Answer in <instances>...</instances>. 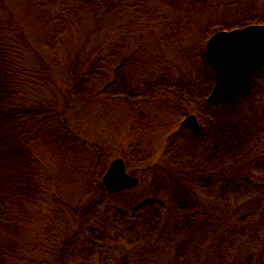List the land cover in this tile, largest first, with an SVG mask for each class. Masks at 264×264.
I'll return each instance as SVG.
<instances>
[{"label":"trees","instance_id":"16d2710c","mask_svg":"<svg viewBox=\"0 0 264 264\" xmlns=\"http://www.w3.org/2000/svg\"><path fill=\"white\" fill-rule=\"evenodd\" d=\"M130 1L0 0V228L1 233H6L1 237L5 249L0 264L9 259L18 264L19 260L9 215L20 213L32 221L31 213L38 201L39 207H47L42 212L45 217L42 233L48 234L53 228L55 217L59 228L66 231L61 253L70 250V242L89 259L96 248L115 247L109 226L114 230L123 226L126 230L141 228L150 236L161 232L175 241L181 240L183 245L177 247L179 255H183L180 259L190 264H264V185L251 179L254 174L264 180V170L258 173L250 170L251 175L245 178L238 164L245 158L250 163L264 140V104L257 102L260 89L257 79L263 67L256 72L244 95L209 103L207 97L213 89L215 73L206 57L207 41L215 32L264 23V3L223 0L220 2L225 6L223 11L211 14L205 8L199 14V44L189 53L194 59V69H186L187 66L175 69L170 63L162 65L156 60L160 70L147 77L139 68L149 63V52L146 49L142 52V47H131L137 46L142 33H136L135 27L125 31V16L132 20L130 24L135 23L130 8L135 9L136 5L129 4ZM209 1L156 0L152 11L157 12V7L165 4L180 14L190 15L198 3L207 7ZM105 27L106 37L93 50H86L96 36L103 34ZM74 39L78 42L75 48L71 45ZM61 51H73L77 59L61 67L62 64H57V54ZM29 61L30 65L34 61L44 66L45 72L28 69ZM60 67L69 71L62 76L63 85L54 84L59 93L45 96L53 81L50 71ZM195 69L201 74L199 81L193 77ZM201 77L206 80L201 81ZM68 110L74 112L78 132L64 117ZM192 113L199 120L198 131L181 124ZM133 114L136 119H125ZM208 119L216 137L214 145L209 147L201 143L203 123ZM106 134L113 142L123 140L119 156H141V173L133 172H138L136 175L143 182L147 174L160 171L162 162L167 160L166 167L160 171L164 173H158L152 188H148L155 195L133 207L107 206L103 216H111L114 222L110 223L101 219V209L97 208L101 203L96 202L121 193L108 194L102 183L117 150L108 143L101 147L94 141ZM128 163L130 167L133 164L130 159ZM52 166L56 172L47 170ZM73 173L77 175V183H84L78 176L86 173V189H89V194L85 198L81 196L78 202L79 195L75 191L65 193L62 185L63 181L70 182ZM43 176L45 182L41 180ZM169 184L171 203L166 205L162 191ZM196 190L222 195L225 201L232 193H241L240 206L246 208L244 216L236 221L229 219L228 226L217 220L209 232L211 241L203 261L195 257L199 249L192 248L194 241L181 239L183 232L191 233L196 215L202 214L200 202L192 198L189 205L184 200L191 198ZM23 202H27L28 209ZM170 205L174 209L167 210L169 217L164 220L161 211ZM238 212L235 210L233 216H238ZM97 215V221L91 224ZM180 216L185 217L183 224ZM171 223L179 226L172 230ZM207 224L202 230L207 231ZM256 237L262 241L260 245ZM195 244L200 243L195 241ZM101 253L104 257L113 255ZM59 258V264H65L61 254ZM114 264L131 263L124 258Z\"/></svg>","mask_w":264,"mask_h":264},{"label":"rangeland","instance_id":"374dc122","mask_svg":"<svg viewBox=\"0 0 264 264\" xmlns=\"http://www.w3.org/2000/svg\"><path fill=\"white\" fill-rule=\"evenodd\" d=\"M135 1V2H134ZM221 1L223 0H210L207 7L205 3L201 6V4H197L196 9L194 10V13L191 12L189 15L188 13L184 12L183 14L178 13L176 9L172 8L171 6L163 4L162 7H157V12L152 11V8L155 6L156 0H131L129 4L136 5L134 6L137 12L133 7L130 8V10L135 15L133 19L135 20L134 24H130L132 20L129 21V18L125 16V31L131 30V28L135 27L136 33L137 31H140L142 33L141 38H137V46H131L133 49H139L142 47L141 51L143 52L144 49L149 52L147 55L150 58L149 63L146 67H140V72L147 74V77L150 76L152 73L159 71L160 69H157L159 67V62H161L162 65H167V63H170L169 65L176 66L175 69H178V67L184 68V66H187L186 69L193 68V61L194 59L189 55L191 50L194 47H197L199 44V35H200V25L201 22L199 21V14L202 12L208 11L209 14L223 11L222 9L225 7L221 5ZM260 3H264V0H259ZM120 22V21H119ZM120 24V23H119ZM264 23H255L252 25H260ZM106 27L103 32V34L96 36V39L92 40L90 45L86 48L93 50L95 46H98L99 40H102L106 37ZM221 31H230V30H221ZM112 34V33H111ZM79 35L77 34L76 37ZM75 37V38H76ZM79 38V37H78ZM77 38V39H78ZM77 39H74V41L71 43V45L75 48V45L78 43ZM132 38L130 39V41ZM129 41V42H130ZM69 42V41H68ZM102 42V41H101ZM73 49V48H70ZM84 53L82 52L80 57L81 59H84ZM42 52L45 51L44 48L41 49ZM138 54L140 52L138 51ZM192 54V53H190ZM159 56V57H158ZM158 57V58H157ZM57 58L59 59L57 61L61 65V67H64L66 64H72L73 59H77V56H73V51L70 53H66L64 51H61L57 54ZM157 58V59H156ZM49 60V56L46 58ZM159 62H157V61ZM155 62V63H154ZM64 63V64H63ZM30 65V61H29ZM32 67V70H40V73H44L46 69L44 66H39L38 64L32 62V64L27 67L28 69ZM55 69L51 72V76L53 77V81L49 83L51 86L48 91L49 94H44L45 96L50 95H56L59 92L56 89V86L54 84L63 85L64 82L62 76H66L67 71L66 68ZM263 68L260 70L262 72V75L260 78L257 79V82L260 84V89L257 93V102L260 101L262 104H264V65ZM261 68V67H260ZM259 68V69H260ZM258 69V70H259ZM257 70V71H258ZM60 71V72H58ZM256 74V73H255ZM199 75L198 70L195 69V73L193 75L194 79L199 81ZM27 79V77L24 78V80ZM201 81H205L206 78L201 77ZM253 81V79H252ZM252 85V84H251ZM46 92V91H44ZM242 96V95H241ZM239 97V96H238ZM210 103V102H209ZM72 111H74V108H71ZM66 112L64 114L65 119L68 123L72 126V129H79L77 125H74V119H73V113L72 111ZM135 110V109H133ZM139 111L138 109H136ZM138 113V112H137ZM74 118L79 120L77 115H74ZM136 119V115L133 114V117L126 116L125 119ZM206 120L203 123L202 132H201V143L202 146H210L214 145L215 142V133L212 131V125L210 122ZM226 120H220L221 123H226ZM200 124V123H199ZM219 129V128H217ZM216 131H220L217 130ZM77 131V130H76ZM78 132V131H77ZM81 134V133H80ZM200 136V134L198 135ZM185 137L184 139H186ZM264 139V137H263ZM206 140V141H205ZM94 141L99 145L103 146L104 144L108 143L107 145H112L117 150L114 151V156L110 160V163L119 156L121 147H122V141L121 139H117L116 141H112L109 135H105L99 138H95ZM126 143V140H125ZM106 145V146H107ZM137 153V152H136ZM160 156V152L158 153L157 157ZM124 160H126L127 168L130 173L133 175H136L140 171V158L141 156L132 155L128 158L132 161V166H129V159L126 157H122ZM164 160V159H163ZM109 163V165H110ZM163 166L161 170H163L166 167L167 160L162 162ZM239 168L242 167L241 174L244 173L245 178L250 176V170L254 171L253 173H258L260 169L264 170V140L263 143L260 142L259 150L256 151L254 156L252 157L250 163H248L247 158L241 160L238 162ZM235 164V165H238ZM42 165V164H41ZM261 165L260 168L257 169V166ZM139 166V167H138ZM135 169V170H133ZM257 169V170H256ZM48 171L56 172V168L54 166L47 168ZM108 170V169H107ZM138 171L137 173L133 171ZM160 170V171H161ZM42 171V170H41ZM156 171L154 173L145 174L147 177L145 178V181L143 182V179L139 177V174L136 175L140 178V183L137 187L131 188L125 191H122L118 196L111 197L108 199H99L96 202L101 203L97 205V208L101 209L100 215L101 219L106 220L107 222H114V219L109 216H103L104 210H107L109 207L107 206H123L125 205L126 208L133 207L136 205H140L144 203L145 200L152 198L155 193H151L150 189L152 188V182L154 183L157 174L158 173H164L163 171ZM83 172H86L85 169H83ZM106 173V172H105ZM45 175V174H44ZM85 175L86 173L82 174L81 176H78V178H81L84 180V183H77L75 182L77 179L76 173H73L72 176L69 177L71 184L63 181V190L65 193H70L72 191H75L79 198L77 202L80 200L81 196L84 198L87 196L89 189H86V182H85ZM45 177L41 178L42 181L45 182ZM251 179L255 183H259V185H264V180H259L256 175L252 174ZM170 187V184L167 186L166 191H162V194L165 198L166 205L168 202H170V193L167 192L168 188ZM194 195V196H193ZM191 198L184 199L187 204L191 205L190 199L194 198L198 204L200 202L201 205V211L202 214L196 215V219H194V224L191 225L192 231L191 233L186 232V234L183 232V238L185 237L189 238L191 241H194V247H198V255L197 249L195 253V257H199L200 260L203 261L206 253V248H209L208 245L211 241V237L209 235L210 230L215 226L217 223V220L219 219L222 221L226 226L229 224V219H235V221L244 216L243 211L246 210V208L241 207V201L243 200L240 198L242 195L241 193H232L230 196V199L228 201L223 200L222 195H211L210 192L203 193V191H195L194 193H191ZM185 197V196H184ZM24 207L28 209L27 202H23ZM171 203V202H170ZM40 202L38 201V205L34 208L35 211H32V215H34L33 220L31 221L29 218H23L20 213H12L9 215L10 219V227L12 234L16 237V245H17V251L19 253V260L18 264H59V256L60 254L65 260V264H114L119 263L124 258H126L127 261H129L131 264H190L186 262H183L180 258H183V255H179V248L178 245L181 244V240L175 241L172 238H168L167 235L165 236L158 232L153 233L152 236L148 235L145 231L141 230V228H136L131 230H126L123 226H118L115 230L113 226H109L108 232L109 235L112 236V243L116 241L115 247L112 248H103L102 249H95V253L92 257L87 259L84 257L85 254H83L79 247H74L69 242L68 248L70 247V250H67L65 248V252L61 253V248H63V244L65 243V234L66 231L63 230V228H59L58 226V218H54L52 221V229L48 231V234H43L42 232H45L43 229L45 217L42 214V212L47 207H39ZM169 209H174L171 205L163 208L162 215L163 219L167 220L169 217L168 211ZM194 211L197 210V207L193 209ZM235 210H238V216H233V212ZM185 212V210H182ZM189 211H186V213ZM183 215V214H181ZM99 215L96 216V220L91 221V224H94ZM50 218V217H49ZM60 220V218H59ZM119 220L121 223L123 221L121 220V217H119ZM181 224H183V221L185 220V217L180 216ZM170 222V221H165ZM172 222V221H171ZM205 222H207V231L202 230L204 227ZM162 223H164L162 221ZM161 223V226L163 224ZM190 223V222H189ZM210 223V226H209ZM124 224V223H123ZM180 224V225H181ZM188 225V222H187ZM179 225H176L174 223H171V229L174 230ZM221 229L222 227H218ZM247 231H251L250 229H247ZM202 231L205 232L204 237L201 234ZM1 233V228H0ZM71 233V232H70ZM6 233L3 232L0 234V255L3 254L2 250L5 249V247L2 248V245H4V242L2 240V235H5ZM70 235V234H68ZM250 236V235H249ZM258 238V237H256ZM264 240V236L262 241ZM195 241L200 243L199 245L195 244ZM212 241H214V238H212ZM260 238H258V244L260 245L261 242ZM180 242V243H179ZM264 245V244H263ZM2 248V249H1ZM182 249L184 247H181ZM186 248V247H185ZM187 249V248H186ZM191 249V248H190ZM101 251L105 252H111L113 255L105 256L101 253ZM68 252V253H67ZM101 253V257L99 255ZM85 259V260H84ZM1 261V259H0ZM86 261V262H84ZM8 264H16L13 263L10 259L7 261ZM7 262L5 264H7ZM193 262L192 264H194Z\"/></svg>","mask_w":264,"mask_h":264},{"label":"water","instance_id":"95a60500","mask_svg":"<svg viewBox=\"0 0 264 264\" xmlns=\"http://www.w3.org/2000/svg\"><path fill=\"white\" fill-rule=\"evenodd\" d=\"M206 55L216 76L207 102L243 95L250 89L256 71L264 65V24L214 33L207 42ZM182 124L193 131L200 128L194 114ZM102 182L106 191L114 194L137 186L139 178L127 172L124 159L119 157L111 162Z\"/></svg>","mask_w":264,"mask_h":264},{"label":"bare ground","instance_id":"6f19581e","mask_svg":"<svg viewBox=\"0 0 264 264\" xmlns=\"http://www.w3.org/2000/svg\"><path fill=\"white\" fill-rule=\"evenodd\" d=\"M257 72V71H256ZM255 75V74H254ZM254 77V76H253ZM253 79V78H252ZM244 95V94H243Z\"/></svg>","mask_w":264,"mask_h":264}]
</instances>
